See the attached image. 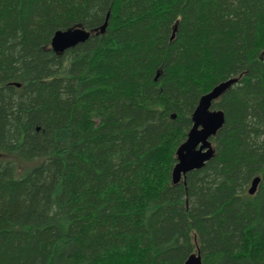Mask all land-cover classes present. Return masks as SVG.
<instances>
[{
    "label": "trees",
    "instance_id": "1",
    "mask_svg": "<svg viewBox=\"0 0 264 264\" xmlns=\"http://www.w3.org/2000/svg\"><path fill=\"white\" fill-rule=\"evenodd\" d=\"M230 78L213 156L174 183L201 96ZM193 252L264 264V0H0V264Z\"/></svg>",
    "mask_w": 264,
    "mask_h": 264
},
{
    "label": "water",
    "instance_id": "2",
    "mask_svg": "<svg viewBox=\"0 0 264 264\" xmlns=\"http://www.w3.org/2000/svg\"><path fill=\"white\" fill-rule=\"evenodd\" d=\"M108 18V16H107ZM108 21L99 28L104 33ZM91 31L77 26L66 30H57L52 38L51 46L56 53L86 41ZM237 82V78H230L216 85L211 91L201 96L197 107L192 114L193 125L190 128L187 138L177 150V163L174 166L172 178L178 183L185 178L189 171L201 168L213 156L214 146L212 137L223 126L225 117L221 109H212V103L219 98L231 85ZM20 86V83H17ZM260 177H255L251 183L249 192L254 194L258 188ZM182 264H203L200 252H193Z\"/></svg>",
    "mask_w": 264,
    "mask_h": 264
},
{
    "label": "bare ground",
    "instance_id": "3",
    "mask_svg": "<svg viewBox=\"0 0 264 264\" xmlns=\"http://www.w3.org/2000/svg\"><path fill=\"white\" fill-rule=\"evenodd\" d=\"M223 93H224V92H223ZM217 99H218V98H217ZM215 100H216V99H215ZM215 100H214V101H215ZM214 101H213V102H214ZM257 177H259V176H257ZM250 194H251V193H250Z\"/></svg>",
    "mask_w": 264,
    "mask_h": 264
}]
</instances>
